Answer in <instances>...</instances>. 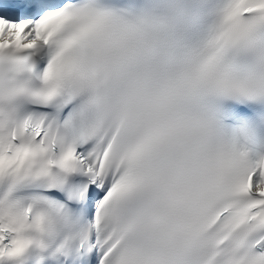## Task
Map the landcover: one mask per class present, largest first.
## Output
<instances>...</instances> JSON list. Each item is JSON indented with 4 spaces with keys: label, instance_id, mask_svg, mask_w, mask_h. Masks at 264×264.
Returning <instances> with one entry per match:
<instances>
[{
    "label": "snow or ice",
    "instance_id": "obj_1",
    "mask_svg": "<svg viewBox=\"0 0 264 264\" xmlns=\"http://www.w3.org/2000/svg\"><path fill=\"white\" fill-rule=\"evenodd\" d=\"M0 264H264V0H0Z\"/></svg>",
    "mask_w": 264,
    "mask_h": 264
}]
</instances>
